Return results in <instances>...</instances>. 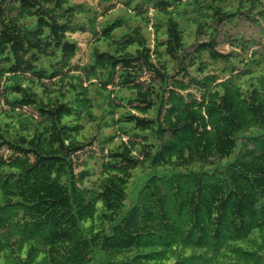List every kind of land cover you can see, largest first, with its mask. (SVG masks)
Masks as SVG:
<instances>
[{
  "label": "trees",
  "instance_id": "trees-1",
  "mask_svg": "<svg viewBox=\"0 0 264 264\" xmlns=\"http://www.w3.org/2000/svg\"><path fill=\"white\" fill-rule=\"evenodd\" d=\"M0 264H264V0H0Z\"/></svg>",
  "mask_w": 264,
  "mask_h": 264
}]
</instances>
